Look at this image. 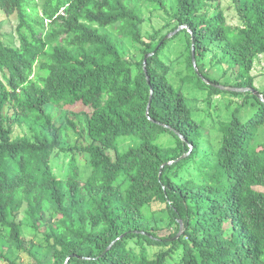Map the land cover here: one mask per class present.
I'll list each match as a JSON object with an SVG mask.
<instances>
[{"label":"trees","instance_id":"obj_1","mask_svg":"<svg viewBox=\"0 0 264 264\" xmlns=\"http://www.w3.org/2000/svg\"><path fill=\"white\" fill-rule=\"evenodd\" d=\"M220 1L0 0L17 20V45L0 39V263L13 264L5 249L24 247L15 218L25 206L50 264H264V143L252 145L264 123L252 75L264 57V0H232L238 29ZM147 7L176 22L171 32L184 28L144 40ZM180 36L187 52L172 57ZM118 38L139 46L141 60L124 58ZM209 53L235 67L231 89L262 99L215 87ZM176 63L187 71L184 85L207 89L209 99H253L254 115L243 121L235 108L217 122L218 146H208L206 123L170 79ZM53 111L65 112L82 143L66 144ZM30 118L40 136L15 137ZM124 139L134 145L121 153ZM60 155L62 179L51 166ZM156 203L176 227L168 238L152 225ZM44 213L51 221L42 227Z\"/></svg>","mask_w":264,"mask_h":264},{"label":"rangeland","instance_id":"obj_2","mask_svg":"<svg viewBox=\"0 0 264 264\" xmlns=\"http://www.w3.org/2000/svg\"><path fill=\"white\" fill-rule=\"evenodd\" d=\"M38 1V0H37ZM167 7L170 8L173 2L172 0H166ZM220 7L226 17V23L232 29H238L241 27V22L239 21L235 7L232 0H221ZM168 8V9H169ZM144 23L141 26L142 38L147 40L149 36L158 34V37L163 34H172L171 38H174L182 29L177 33H173L170 30L176 25V22L167 16L164 12L151 7L144 9ZM170 10V9H169ZM17 25V20L14 17H7L2 11H0V39L3 43L15 46L17 45L15 27ZM179 29V28H178ZM177 29V30H178ZM109 31V30H107ZM110 32V31H109ZM111 35L115 37L116 35L111 32ZM120 43V51L124 58L131 61H140L141 55L139 54V46L133 44L128 39L118 38ZM176 44L172 57L184 52L185 50V39L183 36L178 37L175 40ZM180 63V62H179ZM176 63L174 68L170 71V79L176 86H182L184 93L187 97L188 104L191 108L192 114L199 121L206 123L205 131L208 134L207 144L211 147L218 146V124L220 120H226L231 115L232 111L239 107L240 117L243 121H247L251 116L254 115L256 107L251 103L254 102L253 99L244 101L245 96L242 95H231V94H221L219 96L208 98L207 89L195 87L193 85H187L182 83V79L187 75L184 63ZM204 66L207 75L213 79H217L223 87L231 89V87L237 84L236 70L235 67L229 64L216 65L211 59V53H209L204 59ZM254 76V86L258 91L264 93V57L259 56L256 58L254 63V69L252 71ZM262 99V97L259 96ZM209 99V100H208ZM245 102V103H243ZM242 103L244 106L242 107ZM55 120L58 124L64 125L65 112L53 111ZM75 118V123L77 125L84 126V118L80 115H71ZM213 127V128H212ZM42 133L41 123L33 119H29L27 122L17 124L14 128V136H26L31 138L33 135H38ZM63 140L67 145H73L77 141L78 144L82 143L77 139L71 129L63 126L61 130ZM264 143V123L259 127L257 133L254 136L253 144L254 146ZM134 142L129 139H124L119 145V151L121 153L125 152L129 147L133 146ZM53 172L62 179L66 172V165L63 156L60 155L52 159L51 162ZM25 206L16 215V222L19 224L21 229V238L24 243L22 250L9 248L5 249V254L13 264H32L35 259L40 261L42 264H50L52 262L51 249L46 245L43 236L35 231L25 214ZM154 213L152 219V225L157 228V236L166 237L173 234L176 230L174 225L170 224L169 217L164 211L163 204H153L152 209ZM51 221V217L47 214H43V219L41 221V226L45 227ZM182 228L178 235L182 233ZM177 235V236H178ZM8 264V263H0Z\"/></svg>","mask_w":264,"mask_h":264},{"label":"water","instance_id":"obj_3","mask_svg":"<svg viewBox=\"0 0 264 264\" xmlns=\"http://www.w3.org/2000/svg\"><path fill=\"white\" fill-rule=\"evenodd\" d=\"M184 27H180L178 30H176L175 32H173V33H177L180 29H183ZM171 36H172V34H169V35H167L164 39L166 40V39H169V38H171ZM192 58H193V62L195 61V58H194V53H193V49H192ZM207 84H210V85H213L212 83H210L209 81H205ZM215 87H218V88H220V89H222V90H227V91H230V90H235V91H250V92H253L256 96H260L256 91H252L251 89H247V90H245V89H243V90H236V89H227V88H225V87H223V86H218V85H214ZM150 103V102H149ZM179 236V235H178ZM65 264H67V263H65Z\"/></svg>","mask_w":264,"mask_h":264}]
</instances>
